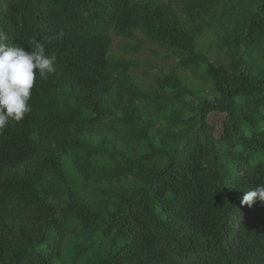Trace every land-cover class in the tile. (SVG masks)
I'll return each instance as SVG.
<instances>
[{
  "label": "trees",
  "instance_id": "trees-1",
  "mask_svg": "<svg viewBox=\"0 0 264 264\" xmlns=\"http://www.w3.org/2000/svg\"><path fill=\"white\" fill-rule=\"evenodd\" d=\"M0 264H264V0H0Z\"/></svg>",
  "mask_w": 264,
  "mask_h": 264
},
{
  "label": "rangeland",
  "instance_id": "rangeland-1",
  "mask_svg": "<svg viewBox=\"0 0 264 264\" xmlns=\"http://www.w3.org/2000/svg\"><path fill=\"white\" fill-rule=\"evenodd\" d=\"M135 35V41H129V43L133 42V45L139 43L140 48L138 51H128L126 47L127 42L110 35V52L115 57L122 56L126 61L132 64V67L129 69V74L138 85L144 88L153 87L156 78L160 77L163 72L169 70H175L179 75L187 76L194 84L198 83V80L194 78L196 75L200 74L203 76V74L189 62L183 61L178 64L174 58H163L164 52L162 50L146 42L139 33ZM200 42L202 43L199 44V49H202L201 51L203 54L214 64L220 62L224 63L227 57L234 56L238 51L230 36L226 39L229 46L223 51L221 50V52L218 50L217 38L212 37L211 34L203 35L200 38ZM222 119V115H210L208 117L209 123H217L215 131L216 136L220 133V122H222Z\"/></svg>",
  "mask_w": 264,
  "mask_h": 264
}]
</instances>
